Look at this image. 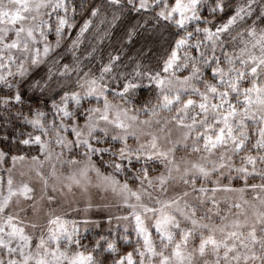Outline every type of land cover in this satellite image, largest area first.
Returning <instances> with one entry per match:
<instances>
[{
    "label": "snow or ice",
    "instance_id": "1",
    "mask_svg": "<svg viewBox=\"0 0 264 264\" xmlns=\"http://www.w3.org/2000/svg\"><path fill=\"white\" fill-rule=\"evenodd\" d=\"M79 7L89 19L68 46L73 55L102 10L111 12L113 28L125 14H152L149 19L165 22L177 38L156 70L137 64L130 73L118 72L121 56L110 54L99 75L77 61L55 72L49 67L46 79L33 80L31 70L61 47L66 32L71 39L75 0H0V86L7 89L0 106L22 105L25 85L43 92L56 80L60 90L59 101L52 98L50 124L43 111L23 116L41 135L29 133L19 144L38 145L42 160L32 155L24 170L28 157L0 148V164L11 161L6 182L0 176V264H264V0H104ZM226 10V19L217 22V13L224 17ZM135 34L136 26L126 31L128 40ZM145 78L155 86L157 102L133 113L125 97ZM92 98L97 106L83 107ZM117 98L124 104L114 103ZM48 128L55 130L58 153L42 139ZM73 149H83L79 158ZM133 158L143 161L130 177L135 188L117 178L122 162ZM157 162L163 171L151 176L156 168L147 165ZM33 178L42 183L46 209L36 201ZM237 180L243 186L234 187ZM93 187L111 191L118 198L112 206L128 210L114 218L125 222L119 237L125 244L131 243V225L137 245L131 251L121 252L117 239L103 235L90 250L82 243L80 225L87 232L97 223L87 215L90 201L82 219L69 220L62 205L51 206L58 191L85 195Z\"/></svg>",
    "mask_w": 264,
    "mask_h": 264
},
{
    "label": "trees",
    "instance_id": "2",
    "mask_svg": "<svg viewBox=\"0 0 264 264\" xmlns=\"http://www.w3.org/2000/svg\"><path fill=\"white\" fill-rule=\"evenodd\" d=\"M103 2L104 0H75L77 14L75 19L70 21L75 25L70 33L71 39L68 38L69 33L66 32L61 47L49 55L45 64L31 70L33 80L46 79L49 67H52L55 72L58 67L62 68L64 63L71 66L75 65L77 61L85 71L91 68L95 75H99V68L107 63L110 54L121 56L118 72L130 73L137 64H140L145 70L157 69L177 37L175 36V29L167 26L165 22L157 23L156 20L149 19L152 14H125L121 21L117 22V26L113 28L110 23L112 20L111 12L109 11L105 15L102 10L99 17L93 18L90 30L82 38V43L73 55V51L68 46L71 44V40L76 38L79 26L83 24L84 20L89 19V14L81 9L79 5L84 3L88 6ZM228 2L229 0H225V3ZM239 2L240 0H231L233 5ZM227 14V10L224 17L217 13L216 21L222 22L223 19H226ZM69 15L71 16V12ZM205 15H207V12H205ZM145 21L148 22L145 23ZM132 26H136L137 34L133 36L132 40H128L126 31ZM50 41L53 44L55 43L54 33L50 36ZM56 60H59L60 64L54 66L53 61ZM75 79L76 76L73 74L72 80L75 81ZM106 80L115 87L116 81L112 80L111 77H106ZM71 90H77L74 84ZM22 91L24 95L22 105L9 106L8 108L0 106V148L10 150L11 154H19L25 148L24 145L19 144V140L24 138L23 134L25 132V125L22 121L23 116H26L29 110L34 107L49 105L53 97L55 99L59 97L55 93L60 90L57 81L53 80L51 88L45 89L43 92L40 88L29 90L27 85L23 87ZM6 92L7 89L0 86V96H3ZM155 93V86L151 85L145 78L142 81V86L125 99L133 105H145L155 98ZM18 113L22 114L18 115ZM13 140L16 143H12ZM86 237L91 236L87 235ZM111 237L118 240V249L121 252L129 249L128 245L122 244V240L119 239L117 234ZM89 243L92 244V240H89Z\"/></svg>",
    "mask_w": 264,
    "mask_h": 264
},
{
    "label": "rangeland",
    "instance_id": "3",
    "mask_svg": "<svg viewBox=\"0 0 264 264\" xmlns=\"http://www.w3.org/2000/svg\"><path fill=\"white\" fill-rule=\"evenodd\" d=\"M179 74V73H178ZM184 75H187V72L183 73ZM3 87V86H2ZM110 99H112V96L109 97ZM60 96L58 98H56L57 101H59ZM114 103H118L123 105L124 101L120 100V99H115L113 100ZM157 102V90L155 93V98L148 104L149 107L151 105H154ZM51 103L47 106H37L34 107L33 109H31L33 112L36 110L39 111H43L46 113V120H45V124H50L52 119H53V112L51 109ZM102 105V101L100 102ZM145 105H133L132 103L127 101L126 106L130 109L133 110V113L135 112L136 109H141L143 108ZM97 106V101L95 100V98H92L91 101H83V107H95ZM70 110H74V106L70 105ZM82 111V109H81ZM30 117V112L26 115ZM31 118V117H30ZM147 117L145 115H141L140 119H146ZM23 121V119H22ZM57 123H59V120H57ZM80 123H83V119L81 118ZM25 125V132L23 134V137L26 139L28 138V134L31 133L32 135H41V131L38 129H33L30 125L26 124L24 122ZM62 135H67L68 139H74V137L69 133H61ZM55 130L48 128V135H42V139L45 141H51L50 146L54 149L55 152H60L61 149L56 146L55 144ZM116 145L117 148L120 147L118 142H112ZM129 145L131 147H136V142L133 139H129ZM25 148H23V150L21 151V153H19L20 155H25L26 157H28V160L25 162V166H24V170H27V164L31 163V156L32 155H36L38 156L41 160L43 159V156L40 155L39 152V146L36 144H29V145H24ZM101 147H108V144H103L100 145ZM83 149H73V156L78 157V153L82 152ZM67 155V153H65ZM183 150L181 149L180 151L177 152V157L183 155ZM106 160L110 158V155H106L104 157ZM95 159H99L98 157H96ZM239 163V160L237 159V164ZM123 170L121 174H118L117 178L121 181L124 182L125 180H129L130 186H132L133 188L136 187L137 183L136 181H133L130 179V177L134 176L136 174L137 169L141 168V166L143 165V161L141 162H137L134 158L132 159L131 164H129L128 161H123ZM11 166V161L9 158V162L7 164H0V176L4 177V180L6 182V174L4 173V169L8 168ZM150 169L151 168H156V171H151L150 175L151 176H156L159 174L160 171H163V166L160 165L158 162L153 165V164H149L147 165ZM20 166L18 165V168ZM57 168L59 169V165H57ZM49 170V166L46 165L45 167V171L47 172ZM108 171H111V169H108ZM66 174V173H65ZM34 177V173L32 174ZM15 178L17 180H20L21 177L19 176V173L16 172L15 173ZM24 179H28V177H24ZM250 182H254V183H259V178H257L255 181H250ZM225 183H227V181H225ZM30 184L31 186H33L35 188V198L36 201L38 202V204H40L43 208H47L48 207V203L47 200L41 201L40 197L42 195V183L36 179L33 178L30 180ZM6 186V184H5ZM234 187H241L243 186V181L237 180L234 181L233 183ZM65 193L67 192L66 189L63 190ZM49 194H51V189H49ZM56 197H57V201L54 202L51 206L52 207H59L60 205L63 206V208L65 210L68 211V216L66 217L67 219L71 220V219H82L84 216L83 213V209L87 207L89 201L92 204L91 209L89 210V212L87 213L88 218L96 221V224H92L88 226V231L85 232L84 231V226L80 225V231H81V236L84 237L82 243L84 245H87L90 247L92 244L89 243V240H92V243H94V241L96 239L99 238L100 235H103L109 239H112V235L113 233L117 234L119 237L123 234L124 231V227H125V222H118L114 217L115 216H119V215H127L128 214V210L124 209V208H117L114 207L112 205L117 204L118 202V198L111 192V191H103V190H99L96 188H91L89 193L82 195L81 192L79 190H75V194H67L62 195L60 191H58L57 193H55ZM69 202H71L72 204V208H80L81 209V213L78 215L77 213L71 211V209L69 208ZM31 203V202H29ZM105 205H108V207H105ZM27 207V205H25ZM110 216L112 217L111 219V223H109V218ZM21 217L23 218V213H21ZM29 217H31V210H29ZM27 231L29 233L32 232L31 228H28ZM129 233H131L130 236V240L131 243L130 244H125L124 241L122 240V244L128 245L129 249L126 251H131L134 247H136V237H135V233L132 231V227L131 225H129ZM87 235H90L91 237H86ZM89 239V240H88ZM124 251V252H126Z\"/></svg>",
    "mask_w": 264,
    "mask_h": 264
}]
</instances>
